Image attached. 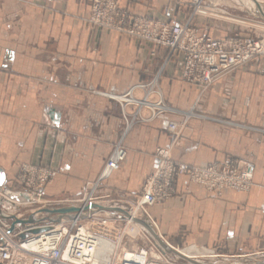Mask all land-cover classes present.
<instances>
[{"label":"crops","instance_id":"0c3cea01","mask_svg":"<svg viewBox=\"0 0 264 264\" xmlns=\"http://www.w3.org/2000/svg\"><path fill=\"white\" fill-rule=\"evenodd\" d=\"M119 3L136 16L179 21L174 0ZM90 12L89 0H0L3 184L14 183L21 164H51L58 172L43 196H80L86 181L100 175L124 130L119 103L97 91L125 94L157 76L166 105L206 116L186 121L185 134L171 148L173 159L194 166L239 159L254 182L248 194H238L207 190L178 176L173 196L148 208L160 235L174 247L193 245L227 256L264 252V65L231 70L200 96L196 85L181 78V52L169 54L163 45L94 25ZM132 94L141 98L143 90ZM171 121L182 122L183 115L164 112L129 130L126 157L102 193L125 197L140 190L157 166L155 149L171 145Z\"/></svg>","mask_w":264,"mask_h":264},{"label":"built area","instance_id":"2783aa9c","mask_svg":"<svg viewBox=\"0 0 264 264\" xmlns=\"http://www.w3.org/2000/svg\"><path fill=\"white\" fill-rule=\"evenodd\" d=\"M91 22L120 31L141 39L151 45H166L170 52L183 53L181 77L184 81L205 89L221 74L243 65L245 62L264 58V34L251 38L236 34L229 38L218 39L204 36L198 28L185 23H169L167 20L132 16L122 11L117 0H93ZM155 81L146 85L137 84L130 91L121 95H111L102 92L98 94L108 96L118 101L128 131L135 122L150 121L157 114L169 109L161 102L146 99L155 92ZM145 91L143 99L133 96L132 90ZM134 106H137L134 109ZM142 108L151 111L149 117L140 114ZM53 127V121L50 122ZM170 130L178 131L177 124L170 125ZM121 141L108 158L102 171L101 178L109 177L119 167L125 157V150ZM158 168L144 182L141 204L154 205L162 203L173 193L175 176L187 174L194 183L204 185L207 189L221 190L223 188L235 190L238 193H248L253 187L252 173L242 168V162L226 158L215 161L204 167L190 166L172 160L169 148H158L156 151ZM55 175L49 168L35 164H24L18 177L21 190L10 191L4 187L2 192L6 199L19 203L31 204L40 200L43 186ZM84 205H91V195L84 196ZM51 228V227H50ZM8 226L0 227V264H145V253L137 254L125 252L121 258L114 261L110 253L106 255L99 251V241L110 238L108 235L83 226L77 228L48 229L47 232L29 234L19 243L12 241ZM112 242V241H111ZM32 243L38 248H31Z\"/></svg>","mask_w":264,"mask_h":264},{"label":"rangeland","instance_id":"374dc122","mask_svg":"<svg viewBox=\"0 0 264 264\" xmlns=\"http://www.w3.org/2000/svg\"><path fill=\"white\" fill-rule=\"evenodd\" d=\"M90 1V7H91V12L88 17V21L94 25H97L93 22H91L90 17L92 15V3L93 0ZM176 2V5H179L180 9L176 11L175 15L179 21L175 23H185L188 22L190 25L198 28L199 33L204 35V36H210L218 39H223V38H229L232 37L236 34L244 35L247 37L257 38L260 35L264 34V4L263 3H257L260 4L261 8H252L248 6V3L250 2L253 3L252 0H246L248 3H244L243 1L240 3L239 0H174ZM119 6V0H117ZM254 3V4H256ZM210 7V8H209ZM121 8V6H120ZM206 8H217L216 10L219 11V13H223L224 15H228L233 18H238V19H245L249 23L246 25L240 24L236 21H229L224 18L218 17V16H212L210 14H207L205 12H201V10H206ZM122 9V8H121ZM122 11H125L122 9ZM126 13L133 15L127 11ZM172 15V18H174ZM235 16V17H234ZM137 17H145V18H155V19H162V20H167L169 23H171L167 18L171 17H147V16H137ZM173 24V23H171ZM99 26V25H97ZM102 27V26H99ZM105 28V27H104ZM108 29V28H107ZM120 32V31H119ZM205 32V33H204ZM123 33V32H122ZM126 34V33H125ZM128 35V34H127ZM131 36V35H130ZM133 37V36H132ZM136 38V37H135ZM138 39V38H137ZM141 40V39H139ZM143 41V40H141ZM145 42V41H143ZM146 43V42H145ZM147 44V43H146ZM151 45V44H149ZM169 49V54H174L177 52L181 51H175V52H170V47L163 45ZM182 53V52H181ZM183 55V53H182ZM247 63H253L256 65H264V58H260L257 61L250 60L245 62L243 65L239 66L242 67ZM262 65V66H263ZM183 66V65H182ZM238 68V67H236ZM234 68V69H236ZM232 69V70H234ZM231 71V70H229ZM227 71V72H229ZM225 72V73H227ZM264 72V69L263 71ZM223 73V74H225ZM221 74V75H223ZM220 75V76H221ZM182 78V77H181ZM218 78V77H217ZM183 80V79H182ZM216 80V79H215ZM155 81V84L153 86L154 93L158 96V93L161 96V102L165 104L162 101V95L157 87V76L152 78L150 81L143 83L144 85ZM184 81V80H183ZM197 86V85H196ZM210 85H208L205 89L200 88L197 86L199 90L200 96L204 95L207 88ZM99 92V91H97ZM103 93V92H102ZM145 96V91L143 92V96L138 99H143ZM148 95L146 97L147 100L151 102H158L159 98L157 100H151L149 99ZM112 99V98H111ZM115 100V99H113ZM116 101V100H115ZM118 102V101H117ZM119 103V102H118ZM120 105V103H119ZM166 105V104H165ZM169 107L168 110L163 111L164 112H177L181 115H183V121L182 122H175L171 121L168 124V132L171 133L173 136L171 145L169 147H158V148H169L170 149V155L172 160V153H171V148L173 145L177 144L178 141H180V137H182L184 133V129L187 127L186 126V121L191 118V117H197V118H205V115H201L199 113H196L193 109L189 110H178L174 109L168 105ZM137 106H134V109H136ZM121 109V105H120ZM147 110L150 116L151 111H149L146 108H142L140 111V114L142 115V110ZM161 114V113H159ZM157 114V115H159ZM156 115V116H157ZM121 116L124 121V130L123 134L119 138V142L121 141V145L124 148L125 152L127 153L126 147L124 146V138L126 134L129 132V130L137 123L135 122L132 127L126 131V123L125 119L122 114V109H121ZM154 118V117H153ZM152 118V119H153ZM212 120H216L215 118H210ZM218 120V119H217ZM216 120V121H217ZM176 123L178 127V132L177 134L173 131L170 130V125L172 123ZM51 126V125H50ZM52 127V126H51ZM54 127V126H53ZM115 147V145H114ZM113 147V149H114ZM155 149L154 155L158 160V157L156 155L157 149ZM112 149V151H113ZM112 153V152H111ZM125 153V157H126ZM111 155V154H110ZM110 157V156H109ZM108 157V158H109ZM124 157V158H125ZM230 158L233 160L241 161L242 168H245L246 163L242 160L231 158V157H226ZM226 158L220 159V160H214L215 161H222ZM108 160V159H107ZM124 160V159H123ZM122 160V161H123ZM120 162V164L122 163ZM176 161V160H174ZM107 162V161H106ZM179 162V161H176ZM209 162V163H212ZM159 163V160H158ZM158 163L156 168L151 171L143 180L142 186L138 192L131 193L129 195H125V197H122L119 194H112V193H102L101 189L102 186L105 185L106 181L109 179V177L112 175V173L116 170H114L109 177L101 178V174L95 179H89L85 183V188L83 192L81 193L80 196L70 198V197H64V198H55V199H48L43 196V190L45 186L51 184L54 179L57 176V168L50 165L46 166H41L43 168H49L52 169L55 173V175L43 186L42 189V195L40 200L42 202H36V203H31V204H24V203H19L18 199H15V202H12L11 200L6 199L4 193L2 192L3 188L6 187L10 191H16V190H21V183L18 180L21 167L24 164H21L18 172L15 177L14 183H9V184H3L0 186V227L3 226H8L9 230L11 232V239L12 241L19 243L21 240L25 239L26 236H29V234H37V233H43L47 232L48 229H52V227L56 228H72L75 229L78 226H83L92 230H96L98 232H102L110 238L109 241L107 239H101L99 241V251L101 252L102 255H104V258L106 255L112 250L110 253V256L112 255V259L115 261L117 256L118 258H121L125 252H129L132 254H137L140 251H143L145 253V264H192L188 260L174 254V253H165L162 251V248L159 246V244L156 242L157 240L152 236V234L140 223L138 220L143 221L146 223L150 228L154 229L155 233L159 235V237L166 243L167 241L163 239V237L160 235L156 223L152 220L148 213V208L152 206H158L164 204L169 198L173 196L175 193V181L178 176H185L187 179L191 182L194 183L190 180L189 176L187 174H180L175 176L173 180V193L171 196L163 201L161 204H154V205H143L141 204V197H142V189L144 182L146 179L156 171L158 168ZM184 163V162H180ZM207 163V164H209ZM106 164V163H105ZM119 164V166H120ZM188 164V163H185ZM206 164V165H207ZM37 165V164H35ZM190 165V164H188ZM205 165V166H206ZM194 166V165H190ZM105 167V165H104ZM103 167V169H104ZM197 167H204V166H197ZM102 169V171H103ZM250 171V170H249ZM251 172V171H250ZM252 173V172H251ZM253 175V174H252ZM198 185H201L199 183H195ZM254 185V182H253ZM205 189H207L204 185H201ZM226 188H223L221 190H215V191H222ZM209 190V189H207ZM231 190V189H227ZM235 193V190H231ZM113 192V191H111ZM250 192V191H249ZM248 192V193H249ZM114 193V192H113ZM245 193V194H248ZM242 194V193H238ZM85 195H91L93 198V203L88 206L87 204L84 205V196ZM98 206V207H97ZM66 207H74L77 210L72 211V212H67V213H54V212H46L43 211V209H59V208H66ZM99 207H111L114 209H118L116 211H111V210H106V209H101ZM129 213V214H128ZM132 214V216H131ZM136 214V215H134ZM129 215V216H128ZM131 216V217H130ZM130 217V219H129ZM19 220H23L20 222ZM46 227L45 230L40 231V232H30L29 229L31 228H37V227ZM51 227V228H50ZM168 245L172 246L167 242ZM193 246V245H192ZM174 247V246H172ZM187 247H190V245L187 246H182V247H174L175 249H185ZM196 247V246H195ZM199 249H203L206 251L208 254L206 257H199V258H194L195 260L207 263V264H250L252 261L255 260H263L264 259V252H256V253H249L245 255H232V256H227L224 255L221 251H215L210 248H204V247H197ZM212 256H211V255ZM214 256V257H213ZM193 259V258H191Z\"/></svg>","mask_w":264,"mask_h":264},{"label":"water","instance_id":"95a60500","mask_svg":"<svg viewBox=\"0 0 264 264\" xmlns=\"http://www.w3.org/2000/svg\"><path fill=\"white\" fill-rule=\"evenodd\" d=\"M5 181V174L3 172V170L0 168V186L3 185ZM90 206V204L88 205ZM98 207V206H97ZM101 209H106V210H111V211H116L118 209H114V208H111V207H99ZM77 209L74 208V207H66V208H59V209H43V211H46V212H54V213H67V212H72V211H76ZM20 222H22L23 220H19ZM138 222H140L151 234L152 236L157 240V243L159 244V246L162 248V251L165 252V253H174L186 260H188L190 263L192 264H207V263H204V262H201V261H198V260H195V259H191L189 257H186L182 254L179 253V251L177 249H175L174 247L168 245L167 243H165L157 233H155V231H153L152 228H150L146 223H144L143 221L141 220H138ZM46 227H37V228H31L29 229L30 232H33V233H36V232H40V231H43L45 230ZM250 264H264V259L263 260H255V261H252Z\"/></svg>","mask_w":264,"mask_h":264},{"label":"bare ground","instance_id":"6f19581e","mask_svg":"<svg viewBox=\"0 0 264 264\" xmlns=\"http://www.w3.org/2000/svg\"><path fill=\"white\" fill-rule=\"evenodd\" d=\"M240 1V3L243 1L244 3H248L246 0H239ZM250 1V0H249ZM253 1V3L252 2H250V4L248 3V6H250V7H252V8H261V6H260V4H257V3H263L264 4V0H252ZM257 2V3H256ZM254 3H256V4H254ZM262 7H264V6H262ZM210 8V7H209ZM209 8H206V10L204 11V10H201V12H205V13H207V14H210V15H212V16H218V17H221V18H224V19H226V20H229V21H236V22H238V23H240V24H243V25H246V24H248L249 22L248 21H246L245 19H238V18H233V17H230V16H228V15H224L223 13H219V11L218 10H216L217 8H211V9H209ZM235 17V16H234ZM129 214V213H128ZM134 215H136V214H134ZM129 216V215H128ZM131 216H132V214H131ZM130 216V217H131ZM130 217H129V219H130ZM154 230V229H153ZM157 242V241H156ZM167 243V242H166ZM30 247L31 248H38L39 246H38V244H36V243H32L31 245H30ZM178 250V249H177ZM179 251V253L180 254H182V255H184V256H186V257H189V258H199V257H206L207 256V252L206 251H204L203 249H199V248H197V247H195V246H190V247H187V248H185V249H180V250H178ZM211 255V254H210ZM212 256V255H211ZM214 257V256H213Z\"/></svg>","mask_w":264,"mask_h":264}]
</instances>
